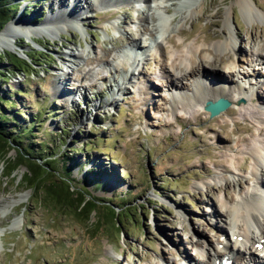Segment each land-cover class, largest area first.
<instances>
[{"label": "rangeland", "instance_id": "rangeland-1", "mask_svg": "<svg viewBox=\"0 0 264 264\" xmlns=\"http://www.w3.org/2000/svg\"><path fill=\"white\" fill-rule=\"evenodd\" d=\"M29 2L36 4L35 12L20 15ZM179 5V0L22 1L8 24L31 27L51 17L48 26L56 34L33 37L34 43L14 37L15 46L20 40L22 48L14 46L11 52L28 59L30 44L45 51L47 64L0 83L3 91L14 93L11 111L22 113L24 125L40 115L33 136L60 148L53 155L55 168L66 153L65 162L74 164L70 177L84 182L90 196L123 206L124 201L134 215L119 217L120 223L96 212L89 220L78 219L48 197L39 198V191L24 181L26 167L6 176L7 166L0 161V264H180L184 256L191 264H210L207 251L228 242L223 239L228 232L233 236L226 200L253 182L252 158L246 145H236L237 134L226 138L221 126L236 129L237 120L239 128L255 125L256 131L264 125V70L256 74L258 79L249 71L242 73L255 52L264 56V18L256 14H264V0H190ZM175 6L190 13L184 21ZM147 13L153 15L145 21ZM153 22L157 33L145 34L142 27ZM168 36L179 46L169 43ZM158 37L160 46L151 48ZM132 38L138 47L130 44ZM224 41L230 47L235 41L233 73L230 47L215 46ZM189 47L203 48L206 64L218 61L214 68L200 69L195 79H181L182 93H194V82L203 80L198 85L205 94L225 89L234 98L216 116L203 110L206 100L171 98L179 97V91L167 84V73L177 54L189 56ZM4 66H9L6 61L0 63ZM231 109L240 110L246 120L230 114ZM197 111L201 113L195 119ZM253 138L264 141V132ZM85 147L93 150L85 152ZM14 156L11 149L7 157ZM214 157H223L229 168L217 165ZM190 243L203 252L194 256Z\"/></svg>", "mask_w": 264, "mask_h": 264}, {"label": "trees", "instance_id": "trees-1", "mask_svg": "<svg viewBox=\"0 0 264 264\" xmlns=\"http://www.w3.org/2000/svg\"><path fill=\"white\" fill-rule=\"evenodd\" d=\"M22 1L24 0H0V31L9 21L14 19L19 12ZM35 8H37L36 4H27L20 11V15L27 16L31 11L34 13ZM32 21L37 22L38 19ZM16 46L22 48L20 40ZM27 46L26 56L28 59L20 58L16 52L7 50L0 52V63L6 61L9 65L0 67L1 84L7 83L11 76L15 74L27 76L26 68L40 67L45 69L47 64L45 51H36L30 44H27ZM19 91H16L17 95ZM12 94L14 93L7 90L3 91L0 85V161H3L4 165L7 166L6 176L12 175L19 164H25L28 169V177L24 181L28 183L30 188H36L39 191V194H41L39 198L43 196L45 200L48 197L54 203L53 205L70 209V214L73 213L72 215H75L78 219L89 220L91 214L96 212L102 219H116L117 223H120L119 217H125L127 214L134 215L132 212L134 210L125 206L127 204L124 201L121 202V204H124L123 206L90 196L83 186L84 182L79 184L80 180L70 177L74 164L70 165V162H65L68 158L66 153L62 155L61 165L55 168L53 155L60 148H55L52 145L46 146L42 142L35 141L33 130L35 126L36 130L40 128L38 127L40 115H33L32 121L25 125L20 123L19 118L22 113L10 109L15 106L10 99ZM7 111L8 113H6ZM11 148L16 150L14 158L7 157ZM85 148V152L93 150L92 147ZM49 151L52 155L47 156L46 153H49ZM50 171L54 174L52 178L48 177ZM134 209L136 210V208Z\"/></svg>", "mask_w": 264, "mask_h": 264}, {"label": "bare ground", "instance_id": "bare-ground-1", "mask_svg": "<svg viewBox=\"0 0 264 264\" xmlns=\"http://www.w3.org/2000/svg\"><path fill=\"white\" fill-rule=\"evenodd\" d=\"M188 1H190V0H179V4H180L179 6H181V5L183 6L184 3H187ZM179 6L174 7V10H175L174 12H181L182 11L181 9H178ZM246 7L249 10L247 8L246 9L250 12L251 8L248 6H246ZM149 8H147V9H149ZM153 8H156V7L154 6ZM152 13L146 14L145 21L148 19H152L151 17L154 14V13L153 14ZM189 14L190 13H188L187 10L182 11L180 21H184ZM256 14L260 15L264 18L263 13L257 11ZM57 15H58V13H57ZM59 16H61V15H59ZM52 18H53V16H52ZM160 18L161 17H159L158 19H160ZM49 19H51V17ZM49 19L47 18L44 22L37 24V25L32 24L31 27L22 26V27H19L17 29L15 27H13V24H8L2 31H0V49H6L7 50V49L14 48V46H15L14 37H17L19 35H24V36H27L29 38L40 37V36H44V35L54 36L56 34V33H54V31L56 29L48 26ZM142 28H143L145 34H150V35L157 33V31H158L157 25L155 22H153L152 24H149V26L147 25V26H144ZM160 32H161V30H160ZM180 33H183L182 29H180ZM188 37H189V35L186 34V35H184L183 38L187 39ZM130 40H133V43H130V44H132V46L138 47L136 41L133 38ZM196 40H199L198 36L196 37ZM167 41L169 43L173 44V46H179V44L177 43V41H175V39L173 37L168 36ZM232 42H234V43H232L233 44L232 47H234L235 41H232ZM223 43L224 44L216 43L215 46L219 49H222V50L230 47V46H228V44H230V41H227V43H226V41H224ZM156 45L160 46L159 43H157ZM223 45H225V48H223ZM232 47H230L232 58L230 55V56H226V58L224 59L225 61H227L229 58H231L230 59L231 60L230 66H229V72H231V73L236 71V62H235V60H233L235 57V54L232 51ZM188 52H189V56H182V55L177 54L176 55L177 62H173L171 64L172 70H171V72L167 73V77H168L167 78V84L168 85L170 84L172 86V88H174L173 90L179 91L178 92L179 97H176V95L174 94L171 96V98L172 99L181 98V99H185V100L193 98V99L199 100V101L209 99V100L214 101V100H216V97L219 96V98L221 97L224 99L233 100L234 98L229 97V95L225 91V89H220L216 93L210 92L209 94H205L202 90L204 87L198 85V83H201V84L204 83L203 80H201V81L196 80L194 82V85H195V92L194 93H191V94H187V93L184 94L185 92L182 93L183 84H182V82L180 83L181 79H189L191 77L195 79L194 76H199V70L200 69L203 68V71H204L206 68H209V69L214 68V66H213L214 62L218 61V58L216 59L215 56L212 54V52H209L210 55L213 56L212 58H215V59L213 60V62L211 64H208V63L206 64V60L204 58H205V56H207V53H204L203 48H200L199 50H197L193 47H189ZM70 53L72 54L73 51L71 50ZM258 56H263V55L258 53ZM253 61H254L253 59L250 60V62H253ZM138 63H140V62H138ZM249 66H250V64H249ZM138 69L139 68L136 67L134 70H138ZM248 71L250 72V70H248ZM224 82L226 83L227 81L225 80ZM263 82H264V79H263ZM58 88H60V87H58ZM242 90H245L244 87L242 88ZM180 92H181V94H180ZM251 95H252L251 93H248L246 95V97H248L249 100H252ZM200 113L201 112H199V111L194 112L192 114L193 118L198 119L200 116ZM229 113L234 114V115H239L243 118V120H246V117L240 113V110L231 109L229 111ZM234 124L236 125L237 128L230 130V131L226 129V124H222L221 127L224 131L226 138H229V134L235 133V134H237V137H238L236 145L244 144L248 147V149H249L248 155L252 158V162H250V167H251L250 172H251V179L253 182L245 190L244 189L238 190V193L236 194V196L231 195V193H229V195L227 196V198L229 200L228 201L226 200V202L229 205L224 203V204H226V208H227L225 212H226V216L232 222V229H233L232 235H234L235 237L242 236V239H243V240L239 241V240H237V238H235V240H234L235 245L239 244L241 246L242 244L245 243V250H247L251 254L253 251L252 248H253L254 244L258 243L259 238L264 236V195H263L264 178L262 177V173H264V141L257 140V139L255 141L253 138L255 135V132L258 131L259 135L264 132V125L258 126L256 128V131H255V125H252V126L251 125L250 126L245 125V126H242L241 128H239L238 127L239 123L237 120L234 121ZM243 132H248V135H244ZM226 147H229V146L214 145L215 149H223ZM214 162L217 165L225 166L226 169L229 168L228 165H225V159L223 157H221V159H217L216 157H214ZM227 198H225V199H227ZM222 206H223V204H222ZM224 208H225V206H224ZM255 231L257 232L256 234H255ZM0 234H1V230H0ZM246 244H250V246H252V247H247ZM213 251H214V253L207 251V254H208L207 255V261L209 263L212 262V260H214L218 256H222L224 254L222 251H219V250H213ZM228 251H229V253H233L236 250H235V247H229Z\"/></svg>", "mask_w": 264, "mask_h": 264}, {"label": "water", "instance_id": "water-1", "mask_svg": "<svg viewBox=\"0 0 264 264\" xmlns=\"http://www.w3.org/2000/svg\"><path fill=\"white\" fill-rule=\"evenodd\" d=\"M8 23L4 26V28L8 25ZM20 36L27 39L30 43H34L36 41V40H34V38H28L27 36H24V35H20ZM15 47L18 48L17 46H15ZM12 50L13 49H7V51H12ZM230 104H231L230 101H228L224 98H219L215 102L207 101L206 105H205V110L210 112V116H215V115L219 114L220 112H222L223 110H225L226 108H228L230 106ZM11 149L15 150V148H11ZM15 155H16V150H15ZM21 166H24L27 169V166L25 164H19V166L17 168H19ZM27 173H28V169H27Z\"/></svg>", "mask_w": 264, "mask_h": 264}]
</instances>
